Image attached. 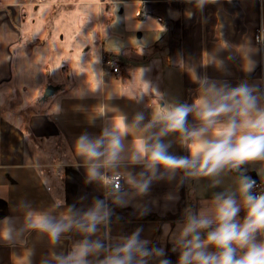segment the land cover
<instances>
[{
    "label": "crops",
    "instance_id": "0c3cea01",
    "mask_svg": "<svg viewBox=\"0 0 264 264\" xmlns=\"http://www.w3.org/2000/svg\"><path fill=\"white\" fill-rule=\"evenodd\" d=\"M60 1L0 3V228L11 221L18 231L25 203L40 212L51 210L57 199L86 208L94 198H105V189L88 182L75 154L80 134L97 136L121 114L131 122L144 112L148 122L169 103H192L196 77L232 86L247 81L264 91L259 46L264 0H206L202 7L196 0H68L57 12ZM104 54L112 56L117 72L104 65ZM141 67L151 68L146 79L164 93L163 101L151 93L142 102L134 99L148 91L139 78ZM98 74L104 86L97 92ZM49 85L58 89L45 97ZM189 123L198 121L190 114ZM139 134L130 131L125 144ZM163 139L171 144L170 153L189 155L178 133ZM242 168L264 183V162ZM127 170L135 174L142 168ZM237 175L225 173L216 187L209 178L182 181V172L154 181L147 195L124 207L113 206L101 235L108 243L142 228V238L163 247L177 264L179 253L171 250L170 235L184 209L199 210L214 193L234 187ZM244 214L242 209L239 219ZM82 238L68 233L53 246L37 231H25L12 241L0 239V264H41L53 252L67 254Z\"/></svg>",
    "mask_w": 264,
    "mask_h": 264
},
{
    "label": "clouds",
    "instance_id": "9594fccd",
    "mask_svg": "<svg viewBox=\"0 0 264 264\" xmlns=\"http://www.w3.org/2000/svg\"><path fill=\"white\" fill-rule=\"evenodd\" d=\"M205 2L196 0L199 7ZM139 54H144L143 48ZM138 71L148 91L137 93L134 99L142 102L151 93L163 101L164 93L146 79L151 68ZM96 80L93 91L98 92L104 82L99 74ZM195 81L198 90L192 103H169L148 122L144 112H137L131 122L121 114L118 122L106 124L99 135L84 132L76 138L75 154L83 162L87 180L100 184L105 198H94L86 208L65 206L57 199L51 210L40 212L25 203L21 228L17 231L7 222L0 228V239L12 241L35 230L55 246L68 233L82 235L67 254L53 252L41 264H172L163 247L150 246L142 238V228L106 243L101 230L110 224L113 206H127L132 199L147 195L154 181L171 180L181 172L182 181L209 178L216 187L231 171L238 173L234 187L214 193L199 210L184 209L170 235L171 250L179 253L177 264H264V186L257 192V181L242 168L264 162V91L247 81L236 86L207 76ZM190 114L197 124L189 123ZM130 131L140 134L126 145ZM171 133L179 134L189 155L169 152L171 144L163 138ZM129 166H141L142 171L134 174L127 170ZM59 209L63 211L54 214Z\"/></svg>",
    "mask_w": 264,
    "mask_h": 264
},
{
    "label": "built area",
    "instance_id": "2783aa9c",
    "mask_svg": "<svg viewBox=\"0 0 264 264\" xmlns=\"http://www.w3.org/2000/svg\"><path fill=\"white\" fill-rule=\"evenodd\" d=\"M259 45H260L261 52H262V58H264V31H262L260 33ZM103 63H104L105 66L110 67L111 71L113 73L118 71V65L110 57L107 60H105ZM257 185H258V187H257L256 191L259 192V186H264V183L257 182Z\"/></svg>",
    "mask_w": 264,
    "mask_h": 264
},
{
    "label": "rangeland",
    "instance_id": "374dc122",
    "mask_svg": "<svg viewBox=\"0 0 264 264\" xmlns=\"http://www.w3.org/2000/svg\"><path fill=\"white\" fill-rule=\"evenodd\" d=\"M9 1H13L15 3H17L18 0H0V3H7ZM34 1H38V0H34ZM53 1V0H52ZM92 1H95V0H92ZM68 3V0H63V1H60V4L58 6V8H56L57 12H60L62 11L64 8H65V5ZM84 18V16L82 17V19ZM260 46V45H259ZM261 49V48H260ZM261 56H262V52H261Z\"/></svg>",
    "mask_w": 264,
    "mask_h": 264
},
{
    "label": "water",
    "instance_id": "95a60500",
    "mask_svg": "<svg viewBox=\"0 0 264 264\" xmlns=\"http://www.w3.org/2000/svg\"><path fill=\"white\" fill-rule=\"evenodd\" d=\"M57 87L49 85L45 90V97L51 96L54 92L57 91ZM4 208V203L0 200V211Z\"/></svg>",
    "mask_w": 264,
    "mask_h": 264
},
{
    "label": "trees",
    "instance_id": "16d2710c",
    "mask_svg": "<svg viewBox=\"0 0 264 264\" xmlns=\"http://www.w3.org/2000/svg\"><path fill=\"white\" fill-rule=\"evenodd\" d=\"M141 14H142V12H140V15H141ZM142 18H143V17H142ZM81 19H82V17L80 18V20H81ZM109 57H110L111 59H113L112 56H109V55H107V54H104V55H103V58H102V59H103V62H104L105 60H107ZM9 83H13V77H12V79H11V81H10Z\"/></svg>",
    "mask_w": 264,
    "mask_h": 264
}]
</instances>
